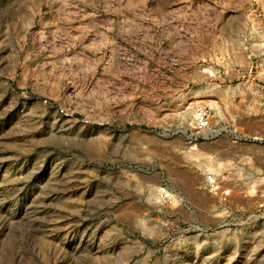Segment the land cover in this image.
Here are the masks:
<instances>
[{"label": "rangeland", "instance_id": "obj_1", "mask_svg": "<svg viewBox=\"0 0 264 264\" xmlns=\"http://www.w3.org/2000/svg\"><path fill=\"white\" fill-rule=\"evenodd\" d=\"M0 264H264V0H0Z\"/></svg>", "mask_w": 264, "mask_h": 264}, {"label": "built area", "instance_id": "obj_2", "mask_svg": "<svg viewBox=\"0 0 264 264\" xmlns=\"http://www.w3.org/2000/svg\"><path fill=\"white\" fill-rule=\"evenodd\" d=\"M199 125L203 128L208 127V119L204 115L199 117Z\"/></svg>", "mask_w": 264, "mask_h": 264}]
</instances>
